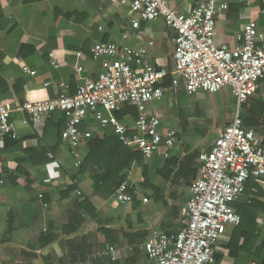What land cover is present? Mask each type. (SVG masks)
<instances>
[{
	"label": "crops",
	"instance_id": "0c3cea01",
	"mask_svg": "<svg viewBox=\"0 0 264 264\" xmlns=\"http://www.w3.org/2000/svg\"><path fill=\"white\" fill-rule=\"evenodd\" d=\"M167 1L170 8L178 11L185 10L187 3L195 2ZM221 1L227 3L228 9L218 16L216 45L238 47V36L250 21L264 33V0ZM133 18L129 7L122 5L120 0H0L2 49L7 52L8 60H13L19 68L27 66L35 72V75L25 74L29 83L24 102L54 98L61 84L69 85L72 92L73 85L77 89L81 83L80 76L97 78L101 61L95 60L89 51L100 42L145 48L148 50L147 64L171 72L174 68V32L162 19L141 22L136 29L132 26ZM21 43L36 46L33 62H15ZM78 53H83L84 58H78ZM77 67H83L84 73L79 75ZM15 74L14 69L6 71L11 81ZM229 94L237 107L231 91ZM167 96L174 100L173 106L152 103L148 108L152 114L159 115L162 131L176 130L180 141L169 157L156 154L154 158L145 159L151 183L147 190L141 188L145 178L139 165L134 163L124 172L128 184L139 190L129 205H122L115 196L97 191L96 177L102 173L99 168H90L77 176L78 169L68 153L67 144L60 140L57 127L52 124L47 128L51 116L35 128L32 122L25 125V116L15 112L24 102L20 103L16 97L0 101V105L14 110L12 122L18 136L8 138L22 141L18 148L0 154V264H148L142 246L150 233L160 230L175 235L181 230V211L190 198L191 185L199 176L200 161L194 160L192 165L198 172L187 179L177 176L181 164L170 180H165L157 170L170 157L176 156L182 163L190 155L209 151L220 136L214 139L206 132L205 138H201L195 129L203 128L191 126L194 119L209 121L207 111L201 115H188L181 109L180 116L177 115L181 126L178 128L177 119L168 111L176 104L181 107L178 98L187 94L181 87L176 93L167 92L164 99ZM254 99L264 103V79ZM111 116L128 124L132 133L136 132L138 116L131 113L122 119L115 114ZM166 121L176 128L165 127ZM82 129L102 139L112 134L110 128L103 129L94 120L85 122ZM6 137L0 139V150L5 148ZM210 137L214 139L212 145H209ZM85 144L86 141L80 148L82 162L86 155ZM25 150L35 153L30 155L31 152ZM44 151L49 154L48 158ZM71 179L77 187L68 191ZM256 183L264 192V184ZM252 191L257 192V189ZM252 198L260 203L248 214L244 225L228 228L217 243V264H264V196L254 194L248 199L243 195L240 201L251 202ZM85 199L90 203L80 206ZM46 234L52 241L43 246L42 238ZM111 249L115 252L114 259Z\"/></svg>",
	"mask_w": 264,
	"mask_h": 264
},
{
	"label": "built area",
	"instance_id": "2783aa9c",
	"mask_svg": "<svg viewBox=\"0 0 264 264\" xmlns=\"http://www.w3.org/2000/svg\"><path fill=\"white\" fill-rule=\"evenodd\" d=\"M120 3L134 14V28H139L141 22L162 19L174 32L173 70L168 72L147 64L145 48L100 42L90 50L95 60H101L97 78L80 76L81 83L74 94L69 85L61 84L56 97L26 101L15 112L25 116V125L32 122L35 128L53 113H64L67 119L62 140L78 169L82 165L80 148L93 137L92 132L82 129L85 122L94 120L101 128H110L124 145L135 148L146 159L156 154L167 158L179 142L178 133L173 129L162 131L161 119L149 111V105L181 87L188 96L199 91L215 94L229 89L237 101L238 113L211 149L199 155V176L181 211V230L175 235L153 230L142 246L148 264H217V243L228 228H237L242 222L233 204L242 198L251 180L264 184V143L253 130L244 127L240 116L241 108L257 94L264 79V33L250 21L238 36V47L216 45L218 16L228 9L221 0H195L187 3L183 11L170 8L167 0ZM77 57L82 59L84 55L78 53ZM55 66L58 68L57 63ZM23 71L35 75L27 66ZM77 73L83 74L84 68L77 67ZM167 77L172 78L171 87L163 85ZM125 107L138 111L135 133L128 124L111 116ZM13 112L0 105V139L18 136ZM138 194L135 185L124 183L116 191V200L129 205ZM110 252L114 259V250Z\"/></svg>",
	"mask_w": 264,
	"mask_h": 264
},
{
	"label": "trees",
	"instance_id": "16d2710c",
	"mask_svg": "<svg viewBox=\"0 0 264 264\" xmlns=\"http://www.w3.org/2000/svg\"><path fill=\"white\" fill-rule=\"evenodd\" d=\"M36 49L37 48L34 44L21 43V45H19L18 47V51L16 52L15 62L20 60L25 63L33 62V57L37 53ZM7 57V52L2 49V44H0V101L9 97H16L20 103H23L24 96L26 93V85H28L29 83L28 79L23 71V68H19L13 63V60H8ZM45 57L48 58L47 56ZM8 69L16 70L15 78L12 81L6 75V71ZM163 85L168 87L171 86L172 78L167 77L164 80ZM75 88L76 86L73 85V91L71 93L76 92ZM255 96L251 97L243 105V108H245L246 112L244 115L240 114V116L243 120L244 127L248 130H253L264 143V103L259 102L257 99H254ZM127 113H131L134 117L138 116L137 110L134 107H125L122 111L115 112L114 114L117 118L122 119L123 116H125ZM66 119L67 118L64 113L55 112L51 115V118L47 122V128H49L52 124L57 127L60 135V140H62L61 134L65 126ZM196 133H198L199 137L201 138H205L206 136V132L204 131V129H198ZM179 139L180 138L178 135V140ZM20 144H22V141L20 142L17 140H12L7 136L5 138V148L0 150V154L3 152L14 150L15 148H18ZM84 149L86 151V155L84 157L82 165L80 166V168H78L77 176H80L81 174L87 172L90 168H99L102 173L96 177L95 186L97 191L100 192V194H107V196L110 195L116 197L117 189L122 184L128 183L127 176L124 175V172L129 169L134 163L142 168V175L145 178V182L141 184V188L147 190L150 187L151 183L149 175V166L145 162L146 158L142 155V153H140L133 147L124 145L114 134L113 131L112 134L105 136L103 139L97 136H93L92 138L88 139L86 141ZM25 152H31L30 155H34L35 153L32 152V150H25ZM45 152L46 151H44V154ZM37 155L40 156V153ZM48 156V153L45 154V157L48 158ZM31 157L33 158L34 156ZM185 159V162L179 163L178 157H170L165 160L163 167L159 168L157 172L162 173L164 175L165 180H170L173 173L175 172V169L178 167V165L181 164L177 176L181 175L183 176V178H190L192 175L195 174V172H198L197 167H194L192 163L194 162V160L197 161L199 159V152L190 155ZM39 163L41 162L39 161ZM71 180L72 181L70 182L68 191H71L72 189H75L77 187V184L73 182V179ZM253 188H256L257 192H253ZM130 192L133 193V191ZM254 194L255 196H264L262 188L256 183L255 180H251L247 186L244 195L245 198L249 199L251 198V196H254ZM135 198L136 196H134V200ZM251 200V202L239 200L233 204L234 208H236V211L242 217V222L237 228H240L242 225H244V221L246 222L248 214L253 210V208H256V206L260 203L257 199L254 198H252ZM88 203H90L88 199H85L80 206L83 207ZM89 207L91 210L94 211V208L91 205ZM48 236L49 234H46L47 238L43 236V246L49 245L51 243L52 240L49 239Z\"/></svg>",
	"mask_w": 264,
	"mask_h": 264
},
{
	"label": "rangeland",
	"instance_id": "374dc122",
	"mask_svg": "<svg viewBox=\"0 0 264 264\" xmlns=\"http://www.w3.org/2000/svg\"><path fill=\"white\" fill-rule=\"evenodd\" d=\"M15 55V53H13ZM101 61V60H100ZM229 89H224L221 92L215 93V94H210V93H205L204 91H199L193 96H182L178 98V102L181 103V107L179 104H176L172 110L168 111V114L170 116H173L172 118H176L178 122V128L180 126V121L178 116H180L181 109L188 115L190 113H193V115H198L201 113H207V120H192L191 126L193 127H201L203 129H206L205 132L210 133V135L215 139L217 135H220L221 131L224 129V126L227 124H232L234 117L238 113V109L234 104V101L230 97L231 95L229 94ZM157 106L160 105H174V100L170 97L167 96L165 99L159 102H154ZM252 104V103H251ZM245 108H241L240 114L244 115L245 114ZM168 115V117H169ZM178 115V116H177ZM169 126L172 128H176V125L169 124L168 121L165 122V127ZM177 128V130H178ZM191 129V128H190ZM180 130V129H179ZM198 129H195V132ZM180 132V131H179ZM194 134V133H193ZM210 137V143L209 145H212L214 139ZM196 139V138H195ZM213 139V140H212ZM193 139H189V141H193Z\"/></svg>",
	"mask_w": 264,
	"mask_h": 264
}]
</instances>
